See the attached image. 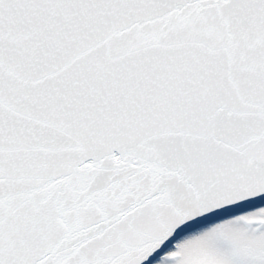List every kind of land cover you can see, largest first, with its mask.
Returning <instances> with one entry per match:
<instances>
[{"label": "snow or ice", "instance_id": "obj_1", "mask_svg": "<svg viewBox=\"0 0 264 264\" xmlns=\"http://www.w3.org/2000/svg\"><path fill=\"white\" fill-rule=\"evenodd\" d=\"M0 264H264V0H0Z\"/></svg>", "mask_w": 264, "mask_h": 264}]
</instances>
